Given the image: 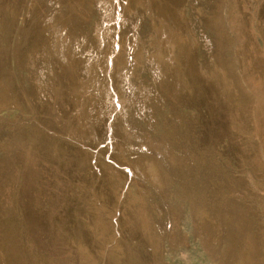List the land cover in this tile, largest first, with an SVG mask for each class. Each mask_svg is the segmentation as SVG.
I'll use <instances>...</instances> for the list:
<instances>
[{
	"label": "rangeland",
	"instance_id": "1",
	"mask_svg": "<svg viewBox=\"0 0 264 264\" xmlns=\"http://www.w3.org/2000/svg\"><path fill=\"white\" fill-rule=\"evenodd\" d=\"M0 264H264V0H0Z\"/></svg>",
	"mask_w": 264,
	"mask_h": 264
},
{
	"label": "bare ground",
	"instance_id": "2",
	"mask_svg": "<svg viewBox=\"0 0 264 264\" xmlns=\"http://www.w3.org/2000/svg\"><path fill=\"white\" fill-rule=\"evenodd\" d=\"M120 21V20H119ZM175 47V46H174ZM116 49H117V52H118V54L115 56V55H112V56H110L109 57V64L110 65H112L113 64V62L115 61V60H117L118 58H120V53H121V50L123 49V44H119V42H117V45H116ZM163 52H164V50H163ZM167 52V51H166ZM161 54V53H160ZM161 55H163V54H161ZM165 55V54H164ZM157 56H159V55H157ZM157 58V57H156ZM159 58H160V56H159ZM162 58V57H161ZM94 59V58H93ZM92 59V60H93ZM164 59V58H163ZM158 60H160V59H158ZM166 60V59H165ZM91 63V62H90ZM89 67V66H88ZM92 69V68H91ZM152 165V164H151ZM150 165V166H151ZM152 169V168H151ZM152 173V172H151ZM153 174H155V173H153ZM151 176H154V175H151ZM155 177V176H154ZM116 226V225H115ZM107 230V229H106ZM108 231V230H107ZM119 255V254H118Z\"/></svg>",
	"mask_w": 264,
	"mask_h": 264
}]
</instances>
